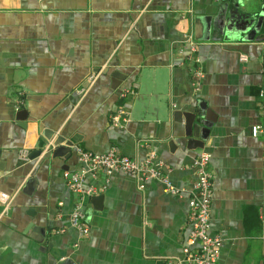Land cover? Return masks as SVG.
<instances>
[{
    "label": "crops",
    "instance_id": "0c3cea01",
    "mask_svg": "<svg viewBox=\"0 0 264 264\" xmlns=\"http://www.w3.org/2000/svg\"><path fill=\"white\" fill-rule=\"evenodd\" d=\"M262 93L264 0H0V191L12 198L8 213L0 202V264L182 258L201 152L211 154L218 264H264V135H252L264 124ZM201 137L203 147L191 141ZM59 139L72 146L57 149ZM77 146L153 154L188 191L100 172L84 188L102 190L82 196L68 186L86 167ZM77 206L86 237L71 224Z\"/></svg>",
    "mask_w": 264,
    "mask_h": 264
},
{
    "label": "built area",
    "instance_id": "2783aa9c",
    "mask_svg": "<svg viewBox=\"0 0 264 264\" xmlns=\"http://www.w3.org/2000/svg\"><path fill=\"white\" fill-rule=\"evenodd\" d=\"M225 2L226 0H220ZM184 43L191 53L198 51V46L190 33L185 34ZM242 60H246L243 56ZM199 64V60L196 59ZM196 75L202 77L201 70L196 71ZM96 76L89 78L90 85L94 82ZM86 89L81 92L84 93ZM264 97V93L261 94ZM23 100L18 103L21 105ZM125 111L120 112L113 117V125H120L121 117L125 119ZM121 126V125H120ZM252 135H264V124L256 125L252 128ZM76 153L80 162L85 164V168L79 172L71 174L68 178V186L73 192L82 196H93L98 193L97 188H84V181L87 176L96 178L100 172H105L107 175L122 173L134 176L139 183V188L144 189L146 182L157 180L164 186V190L174 196H182L188 190L176 186L163 173L161 163L156 159L155 155H151L143 161H138L121 155L116 149H111L105 154H96L91 151L76 147ZM19 158L21 161L29 160V150L20 151ZM211 154L201 152L194 160L193 167L197 178L192 188L190 189L191 197L189 200L190 206V233L183 249L182 258H169L165 264H218L223 240L219 235L211 233V213H212V198H213V175L209 169ZM0 202L3 205V214L8 213L11 209L12 198L5 192L0 191ZM84 216L79 206L76 207L71 216V224L77 228L83 236H88L90 230L85 225ZM264 242V235H263Z\"/></svg>",
    "mask_w": 264,
    "mask_h": 264
},
{
    "label": "water",
    "instance_id": "95a60500",
    "mask_svg": "<svg viewBox=\"0 0 264 264\" xmlns=\"http://www.w3.org/2000/svg\"><path fill=\"white\" fill-rule=\"evenodd\" d=\"M247 15H251V13L247 12ZM115 76H116V78H119L118 75H115ZM202 124L203 125H202V128H201V136H205L206 137L208 135V133H209L208 131L210 129V124H207L205 122H203ZM204 139L205 138L201 137V139L198 141V140H195V139L191 138V141L193 143H196V144L200 143V146L203 147L204 146V142H205ZM54 146H56L57 149L62 148V147L68 149L67 147L72 146V144H70V142L68 143V142H65L62 139H59V140H56V142L54 143ZM55 151H57V150H55ZM35 152H37L35 157H38L39 155H41L42 150H35ZM42 236H43V234H42ZM40 242H43V240L41 239Z\"/></svg>",
    "mask_w": 264,
    "mask_h": 264
}]
</instances>
